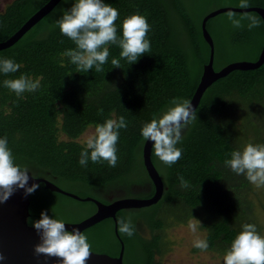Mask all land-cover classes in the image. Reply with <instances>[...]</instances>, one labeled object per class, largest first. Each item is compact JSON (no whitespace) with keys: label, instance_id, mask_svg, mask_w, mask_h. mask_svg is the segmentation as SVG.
I'll use <instances>...</instances> for the list:
<instances>
[{"label":"trees","instance_id":"16d2710c","mask_svg":"<svg viewBox=\"0 0 264 264\" xmlns=\"http://www.w3.org/2000/svg\"><path fill=\"white\" fill-rule=\"evenodd\" d=\"M46 1L14 0L9 4L0 14V41L12 35ZM197 1L104 0L120 13L116 21L118 37H122L124 18L137 13L147 18L151 26L147 37L151 51L129 65L120 59L122 50L117 45H109V59L100 73L95 68L77 72L69 58L62 55L76 45L61 34L55 21L75 0H61L15 43L1 49L0 59L13 58L22 65L16 73H0V138L7 137L17 163L29 164L33 172L57 185L81 184L100 195L114 191L117 192L115 198L152 195L154 188L141 157L144 141L141 128L172 106L173 98L190 100L199 82L202 66L209 57V46L202 36L200 23L211 10L198 17L194 9ZM213 2L215 0L204 3ZM249 3L264 7V0H249ZM228 12L206 21L214 43L215 69L232 62L235 52L247 47L254 48L256 59L264 41L258 13L246 12L257 15L261 21L259 27L249 30L246 20L244 27L234 28L227 18ZM232 12L238 16L245 13ZM113 58L120 59L121 68L113 67ZM22 73L42 79L37 92H25L21 99L3 87V80L19 78ZM258 84L264 85V63L252 70H233L205 90L196 107L198 120L184 130L183 140L177 145L183 150L181 158L171 167L164 165L161 199L147 207L117 211L118 235L111 218L88 228L86 234L93 229L106 230L101 242L88 237L94 251L117 255L121 240L123 260L126 252L127 259L132 255L127 264H159L155 255L163 250L161 230L191 216L201 218L209 249L221 252L228 250L242 231V225L255 224L261 232L262 224L248 193L253 191L250 182L245 175H237L225 165L231 152L239 147L235 136L224 125L226 109H233L230 98L234 94L254 97ZM238 106L241 107L239 103ZM101 108L102 114L98 112ZM120 116L125 117L128 127L120 130L117 166L113 168L107 162L97 164L91 160L86 168L80 166V152L86 143L76 138L88 126L95 128L108 118ZM242 123L241 133L251 137L248 143L264 144L263 124L255 122L252 128L246 121ZM155 158L152 146V161ZM181 176L188 182V188L181 186ZM39 185L33 194L43 204H62L66 198L71 199L45 188L43 183ZM255 199L264 209V187L259 189ZM168 214L173 215L170 221L166 219ZM129 215L135 225L132 237L118 230L119 221ZM38 219L40 214L30 213L28 222ZM140 225L151 230L149 238L139 233Z\"/></svg>","mask_w":264,"mask_h":264},{"label":"clouds","instance_id":"9594fccd","mask_svg":"<svg viewBox=\"0 0 264 264\" xmlns=\"http://www.w3.org/2000/svg\"><path fill=\"white\" fill-rule=\"evenodd\" d=\"M240 9L250 7L249 0H239ZM120 13L118 9L106 4L104 0H75L70 9L64 10L62 16L55 21L62 35L76 45L65 50L63 56L69 58L77 72L85 73L95 68L100 73L103 65L109 59V45H117L122 51L120 59L129 65L151 51L150 40L147 38L151 26L145 16L133 14L122 22V37L117 35L116 21ZM227 18L234 28L244 27L243 21H248L249 30L260 26V18L255 14L229 11ZM120 59L113 58L111 63L115 68H121ZM22 65L13 58L0 59V73L8 75L16 73ZM41 79L28 74L19 78L3 80V87L14 92L18 98H23L25 92L35 93L41 88ZM170 107L159 117L153 118L141 128L144 141H152L156 157L166 166L171 167L182 156V149L177 147L183 140V132L198 120L196 108L188 99L173 98ZM103 113V109L98 110ZM128 123L124 116L118 119L108 118L102 124L95 126L93 134L86 140V146L80 152L79 165L87 167L89 160L101 164L107 162L109 167L118 163L117 143L120 130L127 129ZM231 158L225 160V165L237 175H245L246 179L257 188L264 187V144L247 143L242 150L231 152ZM31 173V177L29 176ZM42 174L33 172L27 163H17L7 137L0 138V204L6 203L19 189L25 196L35 193L40 187L33 183L28 186L29 179H37ZM181 186L188 188L189 184L183 176L179 177ZM36 230L40 243L34 246V254L38 257H57L61 264H86L92 253V245L88 237L79 229L69 231L63 219L49 216L42 211L40 219L31 220L29 224ZM200 222L193 218L188 223L192 233H196ZM119 232L132 237L135 225L131 215L119 221ZM193 247L201 252L209 249L206 238L197 237ZM5 259L0 255V260ZM223 264H264V235L257 231L255 224L242 225V231L234 238L223 257Z\"/></svg>","mask_w":264,"mask_h":264},{"label":"water","instance_id":"95a60500","mask_svg":"<svg viewBox=\"0 0 264 264\" xmlns=\"http://www.w3.org/2000/svg\"><path fill=\"white\" fill-rule=\"evenodd\" d=\"M61 0H47L41 5L28 19L7 39L0 41V50L11 46L15 43L26 31H28L36 22L43 16L50 12ZM226 11L247 12L255 11L261 18L264 29V7L250 6L248 9H240L234 6H223L215 8L206 13L200 23L201 32L204 40L209 46L208 61L203 64L202 72L195 91L190 99L194 108L197 107L205 90L217 79L226 76L233 70H252L260 67L264 63V41L262 43L259 54L255 60H237L227 63L219 69L213 66L214 59V43L213 39L206 28V21L210 17ZM152 141H143L141 147V157L144 168L150 178L154 191L148 197L127 196L118 197L108 203L92 196H79L75 193L66 191L59 187L54 182L38 177L37 179H29L28 186L33 183H43L44 187L62 193L80 201H91L95 204V211L77 222H66V228L71 231L73 228L83 231L86 228L106 219L111 218L114 221V232H117V218L116 213L119 210L130 208H142L157 203L164 192V184L156 169L152 159ZM31 177V174L29 173ZM30 195L25 196L24 190H17L11 198L6 202L0 204V255L5 259L0 260V264H61L57 257H46L43 254L36 256L34 254V246L40 243V237L35 229H33L28 222L30 216ZM124 244L120 240V249L117 255H110L105 252L92 251L86 264H123Z\"/></svg>","mask_w":264,"mask_h":264},{"label":"rangeland","instance_id":"374dc122","mask_svg":"<svg viewBox=\"0 0 264 264\" xmlns=\"http://www.w3.org/2000/svg\"><path fill=\"white\" fill-rule=\"evenodd\" d=\"M11 0H4V4L10 3ZM206 0L197 1V5H194V9L197 12V16L201 17L209 10L223 7V6H234L237 7L239 0H215L213 3L206 4ZM256 52L254 48H244L235 52L232 56L233 61L237 60H255ZM219 68V64L216 66ZM258 92L254 97L244 98L238 94H234L230 99L232 102V107H228L226 110L225 118V127L229 133H231L236 138V142L240 150L248 143L251 137L247 134V137L241 133L243 131V121H246L254 127L255 122L261 123L264 125V85H257ZM238 103L241 107L238 106ZM235 120V121H234ZM256 120V121H254ZM234 121V125H233ZM243 128V129H242ZM95 128L93 126H88L80 135L76 138V141L80 143H86V140L89 135L93 134ZM251 135V134H250ZM63 137V136H61ZM154 165L158 170L161 177L164 175V164L156 157L154 160ZM253 191L248 192L249 197L254 200V206L256 209V214L260 219L262 224L261 235H264V209L260 206L259 202L255 199V195L259 192V189L251 184ZM62 189L75 193L79 196H92L99 200H104L107 196L111 194H117V192H109L103 195L96 193L87 189L84 185L81 184H70V183H61L58 185ZM142 197V196H137ZM30 213L41 214L42 211H47L48 215L54 218L63 219L66 222H77L85 217L91 215L95 210V204L93 202H82L75 199L66 198L62 204H43L41 199L34 194L30 195ZM166 219L170 221L173 219V215H166ZM196 219L200 222L197 232L192 233L188 228V223L190 220ZM108 229V226H105ZM106 230H97L93 229L92 231L87 232L86 236L91 237L95 242H101L103 233ZM110 231V229H109ZM138 231L145 238H149L152 233L151 230L146 225H140ZM108 232V231H107ZM162 242L161 253L155 255V259L159 264H223V257L226 252H221L218 250L208 249L206 252H201L199 249L193 247V241L199 237L201 239L206 238L207 231L202 226V220L200 217L191 216L183 222H175L166 226L161 230ZM109 237V234H107ZM99 238V239H98ZM92 241V242H93ZM124 264H127L128 261L132 259V255L128 256L127 252L125 253Z\"/></svg>","mask_w":264,"mask_h":264},{"label":"flooded vegetation","instance_id":"af4514ba","mask_svg":"<svg viewBox=\"0 0 264 264\" xmlns=\"http://www.w3.org/2000/svg\"><path fill=\"white\" fill-rule=\"evenodd\" d=\"M14 0H11L10 1V3H8V4H4V0H0V14H3V12H4V10L6 9V7L9 5V4H11L12 2H13ZM43 178V177H42ZM45 179H47V178H45ZM49 180V179H48ZM123 197H127V196H123ZM113 199H115V196H114V194H111V195H109V196H107L104 200H101L102 202H104V203H108L109 201H111V200H113ZM95 211V210H94ZM30 217V216H29ZM29 219V218H28ZM30 224V223H29ZM94 226V225H93ZM90 228V227H89ZM88 228H86V229H84L83 231H82V233L84 234V235H86V230H87ZM92 251H94L93 249H92ZM94 252H100V251H94Z\"/></svg>","mask_w":264,"mask_h":264}]
</instances>
